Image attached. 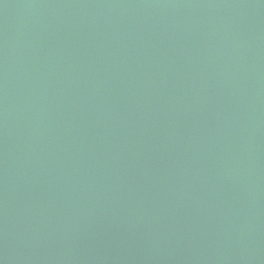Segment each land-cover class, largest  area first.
I'll list each match as a JSON object with an SVG mask.
<instances>
[{
  "label": "water",
  "instance_id": "1",
  "mask_svg": "<svg viewBox=\"0 0 264 264\" xmlns=\"http://www.w3.org/2000/svg\"><path fill=\"white\" fill-rule=\"evenodd\" d=\"M0 264H264V0H0Z\"/></svg>",
  "mask_w": 264,
  "mask_h": 264
}]
</instances>
